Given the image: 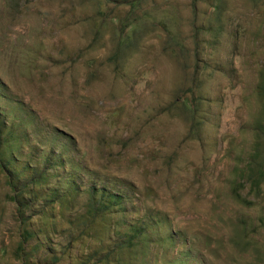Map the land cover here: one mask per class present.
<instances>
[{
	"label": "rangeland",
	"instance_id": "374dc122",
	"mask_svg": "<svg viewBox=\"0 0 264 264\" xmlns=\"http://www.w3.org/2000/svg\"><path fill=\"white\" fill-rule=\"evenodd\" d=\"M0 264H264V0L0 5Z\"/></svg>",
	"mask_w": 264,
	"mask_h": 264
},
{
	"label": "trees",
	"instance_id": "16d2710c",
	"mask_svg": "<svg viewBox=\"0 0 264 264\" xmlns=\"http://www.w3.org/2000/svg\"><path fill=\"white\" fill-rule=\"evenodd\" d=\"M0 5H3L4 10H8L10 5H16L17 7V0H0Z\"/></svg>",
	"mask_w": 264,
	"mask_h": 264
}]
</instances>
